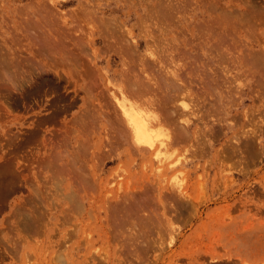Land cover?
Returning a JSON list of instances; mask_svg holds the SVG:
<instances>
[{"label": "rangeland", "instance_id": "rangeland-1", "mask_svg": "<svg viewBox=\"0 0 264 264\" xmlns=\"http://www.w3.org/2000/svg\"><path fill=\"white\" fill-rule=\"evenodd\" d=\"M0 264H264V0H0Z\"/></svg>", "mask_w": 264, "mask_h": 264}, {"label": "bare ground", "instance_id": "bare-ground-1", "mask_svg": "<svg viewBox=\"0 0 264 264\" xmlns=\"http://www.w3.org/2000/svg\"><path fill=\"white\" fill-rule=\"evenodd\" d=\"M129 39V38H128ZM130 43V42H129ZM153 53V52H152ZM149 55V54H148ZM224 57V56H223ZM146 60V59H145ZM151 60V59H150ZM165 66V65H164ZM258 66V65H257ZM165 74V73H164ZM168 74V73H166ZM173 74V73H172ZM126 76V75H125ZM134 79V78H133ZM170 80V79H169ZM174 81V80H173ZM176 81V80H175ZM170 82V81H169ZM209 83V82H208ZM169 84V83H168ZM121 85V84H120ZM154 85V84H153ZM121 87V86H120ZM146 87V86H145ZM123 88V87H122ZM139 88V87H138ZM143 88V87H142ZM147 88V87H146ZM117 89V88H116ZM125 90H123L124 93ZM131 91V90H130ZM139 91V90H138ZM147 92V91H146ZM185 92V91H184ZM123 93H119L120 95L116 96L113 94L114 97L112 99L115 101V105L118 109L119 113V125L121 124V128L124 129L121 133H123V138L125 139L124 141L128 143V145L132 146L133 149L137 153H142L146 155H151L154 160L158 162L157 167L155 168L157 173L156 175H159L161 177V165L163 164V161L165 160L167 155V148L171 144V142L176 139H172V135L169 133L170 131H164L166 129L161 128V124L163 125L164 123L162 122V118L158 119V115H155L146 105L137 102V99L135 100V96L133 97V100L129 99L126 95ZM126 93V92H125ZM128 93V92H127ZM134 94V93H133ZM146 94V93H145ZM185 95V94H184ZM138 97V95H136ZM140 100V99H138ZM112 101V100H111ZM181 101V100H180ZM183 101V100H182ZM113 103V102H112ZM182 103V102H181ZM196 103V102H195ZM152 105V103H150ZM150 104H147L150 106ZM143 105V106H142ZM181 108L182 105H181ZM153 109V108H152ZM189 109V108H188ZM116 110V109H115ZM190 110V109H189ZM157 111V109H156ZM194 111V110H193ZM190 112V111H189ZM192 112V111H191ZM157 114V112H156ZM184 114V113H183ZM187 114V113H186ZM191 114V113H190ZM114 115V114H113ZM117 115V114H115ZM114 115V116H115ZM185 115V114H184ZM109 116V115H108ZM162 116V115H161ZM172 116V115H171ZM186 116V115H185ZM184 116V117H185ZM189 116V115H188ZM116 118V116H115ZM186 118V117H185ZM184 118V119H185ZM112 119V118H111ZM181 119V117H180ZM179 119V120H180ZM189 119V118H188ZM118 120V119H117ZM159 120L161 122H159ZM182 120V119H181ZM186 120V119H185ZM111 121V120H110ZM164 121V120H163ZM185 122V121H184ZM188 122V121H187ZM111 123V122H110ZM161 123V124H159ZM181 123V122H180ZM184 125V124H183ZM180 125L181 128H183ZM185 126V125H184ZM115 128V127H114ZM164 128V127H163ZM184 129V128H183ZM113 130V129H112ZM121 130V129H120ZM168 130V129H167ZM182 130V129H181ZM177 132V131H176ZM180 135V134H179ZM171 136V137H169ZM177 136V135H175ZM174 136V137H175ZM183 137V136H182ZM181 137V138H182ZM178 138V137H177ZM121 140V139H119ZM172 140V141H171ZM123 141V142H124ZM177 141V140H176ZM82 148V147H81ZM172 148V146H171ZM77 150V149H76ZM132 150V151H134ZM174 150V149H173ZM135 152V153H136ZM173 152V151H172ZM166 154V156H165ZM167 159V158H166ZM156 162V163H157ZM154 163V164H156ZM175 164L174 162H172ZM170 164V163H169ZM78 169V168H77ZM153 169V168H152ZM80 170V169H79ZM155 172V171H154ZM175 174V173H174ZM120 175V174H118ZM116 175V177L118 176ZM176 175V174H175ZM121 176V175H120ZM86 177V176H85ZM158 177V176H157ZM158 177V178H160ZM115 178V177H114ZM113 178V179H114ZM163 178V177H161ZM160 178V179H161ZM159 179V180H160ZM164 179V178H163ZM162 179V180H163ZM162 180H160L162 182ZM110 181V180H109ZM112 181V180H111ZM172 185L175 186L176 190L179 192L181 191L182 193V179H178L177 175L173 177ZM121 182V181H120ZM112 183V182H111ZM121 184V183H120ZM118 185V184H117ZM119 185V189H120ZM118 188V187H117ZM174 188V187H173ZM71 191V190H70ZM75 194V193H74ZM67 195V194H66ZM183 196V194H182ZM72 199V198H71ZM121 200V199H120ZM115 205V204H114ZM81 206V205H80ZM125 211V210H124ZM124 218V217H123Z\"/></svg>", "mask_w": 264, "mask_h": 264}]
</instances>
